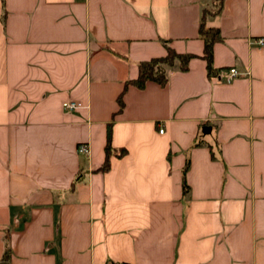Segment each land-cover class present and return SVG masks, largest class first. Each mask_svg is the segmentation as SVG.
I'll use <instances>...</instances> for the list:
<instances>
[{"label": "crops", "instance_id": "1", "mask_svg": "<svg viewBox=\"0 0 264 264\" xmlns=\"http://www.w3.org/2000/svg\"><path fill=\"white\" fill-rule=\"evenodd\" d=\"M215 8L0 0V262L264 264V0L206 16L221 36L209 76L198 29ZM164 41L193 55L187 70L128 84L118 112Z\"/></svg>", "mask_w": 264, "mask_h": 264}, {"label": "trees", "instance_id": "2", "mask_svg": "<svg viewBox=\"0 0 264 264\" xmlns=\"http://www.w3.org/2000/svg\"><path fill=\"white\" fill-rule=\"evenodd\" d=\"M221 8V0H216V8L214 11H203L202 18L199 24V37L204 42L203 57L206 60V67L209 76H213L216 72L212 67V47L213 44L221 39L220 31L218 27H212L206 25L205 18L208 14H217ZM166 47V54L162 57L152 58L138 63V75L135 79L129 80L125 83L124 89L120 92L117 97L118 112L123 109V93L128 84H132L137 88H143L147 81H153L157 84L164 86L168 80V71L174 66L175 61H178V69L185 71L188 68V61L193 57L192 54H180L174 49L169 47L164 41ZM113 149L110 145V128L107 130V142L105 145V159L102 166L99 168L100 171H106L110 166V156ZM126 152L124 148L117 151V155L121 156ZM184 167L183 174L186 171ZM183 190L186 191V183L183 180ZM7 252V251H6Z\"/></svg>", "mask_w": 264, "mask_h": 264}, {"label": "built area", "instance_id": "3", "mask_svg": "<svg viewBox=\"0 0 264 264\" xmlns=\"http://www.w3.org/2000/svg\"><path fill=\"white\" fill-rule=\"evenodd\" d=\"M257 43L259 45H264V39L260 38L257 40ZM240 73L238 72L237 69L235 68H230L227 71V77H226V81L230 82L231 80H233L235 77H237ZM63 108L67 109V110H75L77 108H80L82 106V104L80 102L77 101H65L62 103ZM160 132H162V129H160ZM78 153L81 154H88L89 149L88 146L85 144H80L78 146Z\"/></svg>", "mask_w": 264, "mask_h": 264}, {"label": "water", "instance_id": "4", "mask_svg": "<svg viewBox=\"0 0 264 264\" xmlns=\"http://www.w3.org/2000/svg\"><path fill=\"white\" fill-rule=\"evenodd\" d=\"M0 264H7V262H0Z\"/></svg>", "mask_w": 264, "mask_h": 264}]
</instances>
